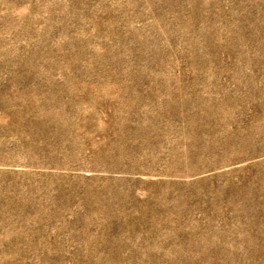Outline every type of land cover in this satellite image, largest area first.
I'll list each match as a JSON object with an SVG mask.
<instances>
[{
	"label": "rangeland",
	"instance_id": "rangeland-1",
	"mask_svg": "<svg viewBox=\"0 0 264 264\" xmlns=\"http://www.w3.org/2000/svg\"><path fill=\"white\" fill-rule=\"evenodd\" d=\"M0 264H264V0H0Z\"/></svg>",
	"mask_w": 264,
	"mask_h": 264
}]
</instances>
